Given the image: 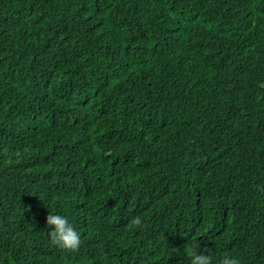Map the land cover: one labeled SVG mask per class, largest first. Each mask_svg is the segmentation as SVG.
<instances>
[{
  "label": "trees",
  "instance_id": "16d2710c",
  "mask_svg": "<svg viewBox=\"0 0 264 264\" xmlns=\"http://www.w3.org/2000/svg\"><path fill=\"white\" fill-rule=\"evenodd\" d=\"M197 241L264 264V0H0V264H189Z\"/></svg>",
  "mask_w": 264,
  "mask_h": 264
},
{
  "label": "clouds",
  "instance_id": "9594fccd",
  "mask_svg": "<svg viewBox=\"0 0 264 264\" xmlns=\"http://www.w3.org/2000/svg\"><path fill=\"white\" fill-rule=\"evenodd\" d=\"M46 224L49 226L47 233L53 246L67 251L79 250L81 245L80 232L67 214L49 212L46 217ZM140 224L139 218L133 221L134 228ZM188 259L189 264H240V259L235 255L225 254L218 260H214V256L208 247L206 245L202 247L199 241L189 247Z\"/></svg>",
  "mask_w": 264,
  "mask_h": 264
}]
</instances>
